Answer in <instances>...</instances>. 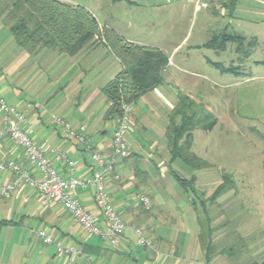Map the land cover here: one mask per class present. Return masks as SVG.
Returning a JSON list of instances; mask_svg holds the SVG:
<instances>
[{"label":"crops","instance_id":"1","mask_svg":"<svg viewBox=\"0 0 264 264\" xmlns=\"http://www.w3.org/2000/svg\"><path fill=\"white\" fill-rule=\"evenodd\" d=\"M57 1L63 3L64 0ZM113 2L123 4L121 8L140 5L137 0ZM198 3H207V7L209 3L217 5L222 12L235 4V8L242 12L252 11L257 16L264 14V0H152L150 7L178 5L175 9L182 12L184 7L196 8ZM96 22L98 24L97 19ZM113 31L128 43L154 48L166 57L168 55L163 48L139 44L123 36L119 30ZM181 44L175 45L173 51ZM122 71L123 66L117 57L103 44L86 47L74 56L47 48L19 47L9 26L0 18V96L25 116L26 130L33 142L64 177L68 176L69 169L64 163L53 160L56 152H63L73 162L74 176L83 178L98 170V166L80 143L63 136L61 130L52 124L53 118L64 119L73 131L84 127L91 151L110 155L111 136L118 121L105 118L108 104L103 88ZM169 81L170 76L162 77V83L169 84ZM155 98L162 100L167 108L162 115L165 137L168 117L177 96L162 91L159 85L140 97L133 106L132 129L125 136L129 155L115 165L118 179L113 175L106 177L109 200L126 225L118 245L87 235L61 205L51 202L42 205L40 193L23 184L12 190L7 199L0 200V264H216L214 260L206 259L194 230L192 232L189 213L185 212L186 207L195 211V206L174 183L172 173L175 169L171 167L173 163H167L170 158L167 144L165 146V142L154 136L150 140L138 136L140 132H149L146 128L149 117L153 121L157 119L153 112L147 111L140 114L139 125L135 118L136 107H147V103L155 107ZM2 117L0 111V164L13 162L29 171L34 179L41 180L25 151L4 132ZM15 177L9 170H0V188ZM139 195L149 197L150 211L143 209ZM74 196L105 230L104 217L95 205L94 188L78 187ZM184 198L188 205L184 206ZM133 227L142 229L150 246L136 244ZM40 230L52 236V244H44L38 238ZM58 244L74 247L78 252L71 257L59 254Z\"/></svg>","mask_w":264,"mask_h":264},{"label":"rangeland","instance_id":"2","mask_svg":"<svg viewBox=\"0 0 264 264\" xmlns=\"http://www.w3.org/2000/svg\"><path fill=\"white\" fill-rule=\"evenodd\" d=\"M64 2L93 14L100 32L103 26L116 29L139 44L166 50L171 66L162 77L171 81L162 83L161 90L192 103L197 127L190 151L210 166L191 170L179 160H167L181 177L196 179L194 194L183 192L195 206V211L186 207L185 212L192 232L200 243L202 224L212 247L209 260L216 264L264 263V14L242 12L235 4L224 12L211 3L207 8L188 5L180 12L178 5L150 7L152 0H137L135 8H121L113 0ZM154 101L155 107H136L138 124L147 111L157 119L149 117V132L138 136H154L166 146L162 115L167 108L162 100ZM225 174L233 185L212 201Z\"/></svg>","mask_w":264,"mask_h":264},{"label":"trees","instance_id":"3","mask_svg":"<svg viewBox=\"0 0 264 264\" xmlns=\"http://www.w3.org/2000/svg\"><path fill=\"white\" fill-rule=\"evenodd\" d=\"M0 18L9 26L16 44L25 49L40 47L74 56L89 46H107L123 66V71L103 88L108 104L107 120L119 122L124 104L135 105L140 97L161 85L162 73L169 62L157 49L128 43L110 29L100 32L90 12L57 0H0ZM99 34H102L100 39ZM191 107L188 97H178L168 117L167 147L171 162L179 160L191 170H205L210 166L190 151L192 131L197 127ZM172 176L183 191L194 194V176L185 179L176 172ZM230 179L224 175L223 182L211 196L212 201L231 189ZM199 224L201 248L209 261L211 242L205 241L202 224Z\"/></svg>","mask_w":264,"mask_h":264},{"label":"built area","instance_id":"4","mask_svg":"<svg viewBox=\"0 0 264 264\" xmlns=\"http://www.w3.org/2000/svg\"><path fill=\"white\" fill-rule=\"evenodd\" d=\"M202 7H207V3H203ZM0 111L3 114L2 124L4 132L9 135L10 139L15 142L17 146L25 151L28 160L33 164L34 168L41 176V180H36L31 176L29 171L13 162L0 164L1 171L9 170L16 176L11 183L0 188V200L7 199L11 191L15 188L23 184L27 185L40 193L42 205H47L50 202L61 205L63 209L70 213L75 222L87 233V235L98 236L107 240L109 244L113 246L118 245L120 238L125 232L126 225L109 200L106 177L108 175H113L115 179H118L119 176L114 172L115 165L119 160L126 159L129 155L125 136L130 129L133 105H123L121 119L112 132L111 153L106 156L91 151L89 140L84 134V127H81L79 131H73L70 124L64 119L60 117L53 118L52 124L57 129L61 130L63 136L75 139L80 143L83 147V151L88 153L90 158L98 166V170L93 171L90 175L83 178L72 175L74 164L63 152H56L53 160L55 162L64 163L69 169V174L67 177L59 174L52 161L44 156L28 134L25 116L14 106L7 104L1 96ZM88 186L94 188L95 205L100 209L104 217V221L107 225L105 230L101 229L96 218L84 208L80 201L74 196L76 188H86ZM138 200L145 211H150L151 201L148 196L139 195ZM132 230L136 238V244L143 247L150 246V242L144 236L141 228L133 227ZM37 236L44 244L53 243L52 236L43 230L38 231ZM57 252L71 257L78 251L74 247L66 248L58 244Z\"/></svg>","mask_w":264,"mask_h":264}]
</instances>
